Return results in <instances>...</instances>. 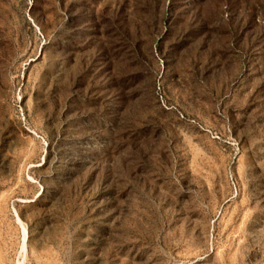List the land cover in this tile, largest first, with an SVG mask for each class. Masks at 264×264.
<instances>
[{
    "label": "rangeland",
    "instance_id": "obj_1",
    "mask_svg": "<svg viewBox=\"0 0 264 264\" xmlns=\"http://www.w3.org/2000/svg\"><path fill=\"white\" fill-rule=\"evenodd\" d=\"M0 264H264V0H0Z\"/></svg>",
    "mask_w": 264,
    "mask_h": 264
}]
</instances>
